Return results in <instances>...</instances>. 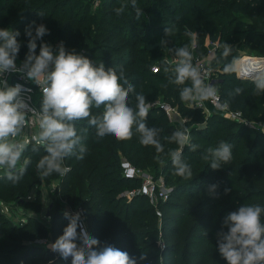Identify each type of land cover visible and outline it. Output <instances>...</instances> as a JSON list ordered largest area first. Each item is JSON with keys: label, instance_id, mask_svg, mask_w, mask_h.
I'll return each instance as SVG.
<instances>
[{"label": "trees", "instance_id": "obj_1", "mask_svg": "<svg viewBox=\"0 0 264 264\" xmlns=\"http://www.w3.org/2000/svg\"><path fill=\"white\" fill-rule=\"evenodd\" d=\"M136 5L142 15H132L126 11L127 7L122 15H117L115 9L123 6L121 0H102L97 14L89 11V5L77 0H0V28H12L22 34L35 22L33 35L34 27L39 24L49 30L41 40H37L36 52H39L41 43L62 40L74 50L86 48L84 56L94 65L102 62L106 70L114 68L118 73L123 67L136 92H143L146 102L153 104L146 122L149 127L163 129L161 142L164 146V153L157 154L153 147L140 145L138 134L125 141H118L110 135L97 138L96 129L90 127L87 120H81L76 123V129L84 137L87 149L84 159H66L65 166L69 168L66 174L40 177L36 164L46 155L45 149L43 145H37L39 151L34 152L32 147L35 143L27 144L21 163L24 159H29L30 163L21 180L13 184L0 172V264H48L49 261L71 264L68 260L57 259L55 253L38 242L43 239L55 242L69 222L62 212L54 209V201L49 208L50 217L41 214L27 220L19 217L16 221L6 214L8 209L14 211L29 205L41 212L44 207L40 201L44 200L41 191L43 187L49 188L47 183L52 179H59L54 192L60 193L71 206L84 209L93 238L102 245L107 243L127 252L130 257L137 258L138 264H145L146 258L140 260L139 257L149 251L152 262L159 257L162 264H180L184 253L185 264H227L217 245V232L222 230L224 217L244 203L264 205V132L227 119L219 112L208 117L204 107H193L189 102L182 101L179 86L168 82L170 74L163 72L162 55H159L166 49L160 45L161 40L167 39L169 47H181L187 44L183 39L186 33L195 32L197 47L193 50L194 62L196 57L203 56L200 41L204 33L208 34L210 40L219 44L212 63L223 74L217 84L222 101H229V107L240 111L248 121L264 119V95H255L252 81L244 83L237 73H223V64L239 54V45H243L248 54H264V0H136ZM238 15L248 18L249 22L242 26L236 17ZM143 16L148 18L147 24L139 23ZM166 27L173 28L169 37L165 35ZM93 32H96L94 37ZM139 32L143 35L137 38ZM119 38L124 43H118L121 42L117 41ZM17 39L21 47L16 62L26 58L29 37L25 34L22 39L20 35ZM224 43L233 46L227 60L222 58ZM157 63H160V69L154 72L151 68ZM236 87H241L243 92L234 98L229 97L228 93ZM130 99L135 102L131 94ZM162 103L190 118L191 125H197L192 131V136L197 138L193 144L200 147L196 151L186 149L182 153L191 165L192 180L173 174L167 152L176 147L163 137L170 136L174 128L169 114L160 105ZM102 111V107L93 108L92 114L100 115ZM204 122L206 127H198ZM27 129L30 133L38 128ZM221 141L233 146V159L221 169L213 170L210 162L202 157L207 148L216 147ZM157 155L164 160L163 164L157 161ZM123 156L136 166L154 171L152 169L156 165L162 171L161 175L172 187L167 200L161 205L163 210L178 213L192 223L187 248L174 243L166 244L162 249L157 245L158 229H154L149 238L145 236L147 226L152 227L141 220L148 214L143 210L147 197L136 194L129 200L124 195L129 188H139L140 179L123 175ZM212 185L217 187L210 195ZM37 186L36 200H27ZM225 189L230 191L225 194ZM5 202L12 204L10 208L4 207ZM14 202L17 204L15 207ZM22 219L25 220L23 223L20 222ZM223 230L227 231L226 228Z\"/></svg>", "mask_w": 264, "mask_h": 264}, {"label": "clouds", "instance_id": "obj_2", "mask_svg": "<svg viewBox=\"0 0 264 264\" xmlns=\"http://www.w3.org/2000/svg\"><path fill=\"white\" fill-rule=\"evenodd\" d=\"M131 5L136 8V0H131ZM115 12L122 15L124 7L116 8ZM33 25L25 30L29 37L28 53L19 67L16 60L21 47L17 39L20 33L12 28H0V172L5 174L7 180L16 184L27 171L30 160L24 159L21 163L27 145L19 137H22L33 118L38 122L39 132L33 137L35 144L32 151H39L37 145H43L46 152L36 164L40 177L66 174L69 171L65 166L66 159H84L87 152L84 137L76 129V123L81 120H87L88 125L96 129L97 138L110 135L118 141H125L138 134L140 145L153 147L157 154L164 153L161 142L163 129L149 127L146 122L153 104L146 102L143 92H136L123 67H120L119 73L114 68L106 70L102 62L94 65L86 56L75 50H67L63 43L56 49L48 43H41L37 55V40H41L49 30L39 24L34 27L33 35ZM172 33V27L165 28L166 37ZM168 44L167 39L160 41V45L174 56V64L170 66L162 62L161 67L165 74H170L168 82L179 86L180 99L193 107H201L204 101L209 100L218 108L228 107L227 100L216 103L219 101L217 88L205 82L202 69L193 62L197 42L193 40L191 46L185 44L181 47H169ZM222 48V58L227 60L233 46L224 43ZM7 72L21 73L39 86L42 97L39 110L30 107L21 96L22 85L9 86L7 80L3 79ZM223 72L240 73L243 78L252 81L255 95H264V64L256 63L242 69L239 58L233 56L223 64ZM242 92L241 87H236L228 96L234 98ZM130 94L134 97V103ZM101 107L103 111L100 115L92 114L93 108ZM163 139L177 145L167 152L173 174L192 180L191 165L182 152L185 146L190 151H196L200 146L190 143V128L182 124ZM232 148L231 144L221 141L218 146L207 148L202 158L210 162L211 169L218 170L233 159ZM156 159L164 163L160 155ZM216 187L210 186V195L215 193ZM229 191L225 189V194ZM64 215L69 222L63 234L47 245L62 260L71 258V264H138L137 258L130 257L127 252L107 243L102 245L93 238L79 212L70 214L66 211ZM225 228L227 231L223 230ZM77 240L81 242L79 245ZM217 245L219 254L227 264H264V205L244 203L228 213L222 221V230L217 232ZM145 258L144 255L139 257L140 260ZM49 264H54V261H49Z\"/></svg>", "mask_w": 264, "mask_h": 264}, {"label": "rangeland", "instance_id": "obj_3", "mask_svg": "<svg viewBox=\"0 0 264 264\" xmlns=\"http://www.w3.org/2000/svg\"><path fill=\"white\" fill-rule=\"evenodd\" d=\"M77 1H79V2L82 1L83 5H89L90 6L89 11L94 12V13H96L97 9L100 7V5L102 3V0H92V2L91 1L88 2V0H77ZM159 1L165 2V0H159ZM121 3L123 4L124 9H126V7H127L126 11H129L132 15H135L136 13L138 15L143 14V12L141 10L138 13L137 9L132 7L131 0H121ZM75 8L77 10L79 9L78 6ZM236 17H238V22H241L242 26H244L245 23L249 22L248 18H242L239 15ZM143 22L146 24L148 23V18L146 16H143L141 18V21H139V23H141V24ZM91 28H92V30H94L93 25L91 26ZM133 32L135 33V31H133ZM24 33L20 34L21 39L24 37V35H25ZM187 33H189V32H187ZM191 34L192 35L186 34L185 38H183L184 41H186L187 44H189V46H191V42L193 40H195L197 42V34L195 32H191ZM92 35H93L92 37L96 36V32H93ZM142 35H143L142 32L137 33V38L141 37ZM120 40H121V42H118V43H124V40L122 38L121 39L119 38L117 41H120ZM200 42L202 43L201 51H203V49H204V53H203L202 57H196L194 63H203L205 66L211 65L212 63L210 61L209 50L211 48H213L212 43L214 41L210 40L209 35L204 33L201 37ZM61 43H63L62 40H54L51 42L50 45L54 49H56ZM217 45L219 46L218 42H217ZM63 46L67 50H74L73 48L66 46V44H64V43H63ZM128 47H129V49H131V46L128 45ZM237 49L239 50V54H237L235 57L239 58L242 69L245 66H247L248 60H249L248 57H262V58H264V54H261L260 52H259L260 54H254V55L248 54L247 51H245V47L243 45H239ZM75 52L78 54L84 55L86 53V48H80L78 50H75ZM36 54L38 55L39 52H36ZM159 55H162L161 56L162 58L160 60L161 62H167L170 66H173L175 58L173 55L168 53L167 49H164L162 52H159ZM245 56H247V57H245ZM246 58H248V60L245 64ZM24 60H22V59L18 60L16 62L17 66H20ZM156 65H158L159 69H160V63H157ZM153 67L151 69H153ZM220 73H221L220 69H217L216 72L213 73V77H214L213 79L217 84L220 83L221 78H222L221 75H223ZM237 74H238V77L242 81H244V83L247 82L248 80H250V79L243 78L242 76L239 75V73H237ZM36 97H37L36 103H38V93H36ZM161 100L162 99H159L158 101H161ZM205 102H206L205 111H206L208 117H210L212 115L214 116L215 113H218L216 106L212 105L210 100L205 101ZM169 120H170L171 126L174 128L173 132L175 130H177L178 128H180L182 124H184L185 127L190 128V143H193V141H195L197 139L195 136H192V131L195 128V126H197V125H191L189 123L190 118L183 116L182 113L178 111V112H171L169 115ZM249 122H250L249 126H253V127L261 129V130L264 127V119H260V120L255 119L254 121H249ZM198 127L204 128V127H206V123L204 122L203 124H201ZM38 132H39V129H35L33 134L37 135ZM22 135H25L24 137H28L29 136V129H27V130L25 129ZM173 145L175 147H177V145L175 143H173ZM186 149H189V148L187 146H185L183 151ZM122 162L126 163L129 161L127 160V158H125L123 156ZM129 163L131 165H133L134 167H136V169H138L140 171V173L146 175V177H149V179L152 182V188L154 189V194H153L154 196L153 197L146 196L147 201L145 202V206L143 208V210L146 211L148 214L141 217V220H143V222L146 225H149V224L152 225V227L147 226V228L144 230L145 236H147L149 238V236H151L152 231L154 229H158L159 239H158L157 245L159 247H161L162 249L164 248V245L166 246V244H174V243H180L181 245H184L185 248H187V246L189 244V242H187L188 236H189L188 233H189V229L191 228L192 223H190V220L185 219L184 216H180L178 213H171L168 210H163L164 207L162 208L161 205H163L164 201L167 199L161 197L160 188H166V190L170 194L172 191V187H171V185H169V183L166 182L165 177L163 175H161L162 171L159 170V167L156 165L152 169L154 171H150L151 170L150 168L147 169V167L136 166L135 164H132L131 162H129ZM122 171H123V175H124V172H125L124 168H122ZM175 177H176V175H175ZM143 178L144 177L140 178V186H142V184H143ZM58 180L59 179H57V180L52 179V180L48 181L47 186L49 185L50 189L47 187L42 188L41 195L44 196V200L42 199L40 201H42V203L44 204V207L41 210V212L35 210V208L32 205H29L28 207L20 206L18 209L14 210V211H10L8 209V211L6 213L8 218H10L11 220L17 221L19 219V217H23L25 220H27L29 217H34V218L40 217L41 214L46 216V212L49 209V205L51 204L52 201H54V204H55L54 209L56 211L62 212L63 214L66 211L69 212L70 214H74L76 212H79L82 216L83 224L86 227L88 233L90 234L89 229L91 227L87 221L88 216L86 215L84 209H82L81 207L71 206L69 203L66 202V200L64 198H62L60 193L54 192L56 190V187L58 186V183H59ZM138 189H135L133 187L129 188V189L125 190L124 195L127 194L126 196L130 200L132 198V195H130V193L132 191L138 190ZM38 192H39L38 186L31 191V197L33 198V200H36ZM51 193H52V195H51ZM56 193L58 194L57 196H56ZM51 197H52V199H51ZM3 205H4V207L10 208V206L12 204L5 202ZM16 205L17 204H15V202H14L13 207H15ZM77 231L79 232V228L77 229ZM147 237H145V241H147ZM76 243L79 245L81 242L79 240H77ZM41 244H43V246L48 248L47 243H41ZM148 247H151V246H146V248H148ZM153 250H154V248H152V251ZM150 254H151V251H149L148 253L145 254V257H146L145 264H162V261L159 260V257L152 262V260H151L152 258L150 256ZM55 255L57 256V259H61L56 253H55ZM185 256H186V253H184L181 256L180 264H185L184 263ZM57 259H55V261ZM68 261L71 263V258H69Z\"/></svg>", "mask_w": 264, "mask_h": 264}, {"label": "built area", "instance_id": "obj_4", "mask_svg": "<svg viewBox=\"0 0 264 264\" xmlns=\"http://www.w3.org/2000/svg\"><path fill=\"white\" fill-rule=\"evenodd\" d=\"M213 48H211L209 50V56H210V61L212 63L213 59L216 56V51L218 48L217 42H213L212 43ZM197 66H199L202 69V73L205 77V82L206 83H210L212 84L214 87L217 88L218 90V96H219V101H217L216 103H219L222 101L220 93H219V88L217 83L214 81V77H213V73L216 72V68L213 67V63L211 65L205 66L203 63H195ZM19 67V66H17ZM159 67L157 65H155L153 67V71L156 72L158 71ZM240 74V73H239ZM3 79H6L9 86H15L16 84H20L22 85V92H21V96L25 98L26 102L30 105V107L36 108L37 110L40 109V101L42 99L41 97V92L39 89V86L36 85L35 83H33L32 81L26 79L23 74L21 73H11V72H7L4 74ZM30 90V91H29ZM36 93H38V102H37V97H36ZM212 103V105L216 106V104L213 101H210ZM160 105H165V107H162L169 115L171 112H177L176 109H174L173 107H171L168 104L162 103ZM206 106V102L204 101L201 107L205 108ZM218 112L225 118L230 119V120H235L239 123H243L247 126L250 125V122L245 119V117L243 116V114L238 111V110H233L229 107L226 108H218L216 107ZM30 115V114H29ZM29 128H38V122L35 120V118H33L28 126ZM27 127V128H28ZM262 131L264 132V127L262 128ZM32 132V133H31ZM33 130L30 131L29 136L28 137H24L25 135H22V137H20L19 139H22L26 145L27 144H31V143H35V140L33 139L34 136H36L35 134H33ZM122 168H124L125 172H124V176L127 178H143V184L142 186L139 187L138 190H134L130 193V195L134 196L136 194H144L146 196L149 197H153L154 195V189L152 188V182L149 179V177H146V175L140 173V171L138 169H136V167H134L133 165H131L129 162H122L121 164ZM160 194L161 197L167 199L168 198V191L166 190V188H160ZM127 195V194H126ZM33 198L31 197V194L27 196V200H32ZM7 210V208H6ZM22 221V223L25 220H20V222ZM39 243H53L51 240L49 239H43L38 241Z\"/></svg>", "mask_w": 264, "mask_h": 264}, {"label": "bare ground", "instance_id": "obj_5", "mask_svg": "<svg viewBox=\"0 0 264 264\" xmlns=\"http://www.w3.org/2000/svg\"><path fill=\"white\" fill-rule=\"evenodd\" d=\"M256 63L264 64V58L262 57H250L248 60V66Z\"/></svg>", "mask_w": 264, "mask_h": 264}, {"label": "water", "instance_id": "obj_6", "mask_svg": "<svg viewBox=\"0 0 264 264\" xmlns=\"http://www.w3.org/2000/svg\"><path fill=\"white\" fill-rule=\"evenodd\" d=\"M240 76H242L241 74H239ZM53 205L52 203L49 205V208H51ZM46 217H50V210L48 209L47 210V213H46Z\"/></svg>", "mask_w": 264, "mask_h": 264}, {"label": "crops", "instance_id": "obj_7", "mask_svg": "<svg viewBox=\"0 0 264 264\" xmlns=\"http://www.w3.org/2000/svg\"><path fill=\"white\" fill-rule=\"evenodd\" d=\"M245 57H247V56H245ZM247 60H248V58L245 60V64H246ZM247 66H248V64H247Z\"/></svg>", "mask_w": 264, "mask_h": 264}]
</instances>
